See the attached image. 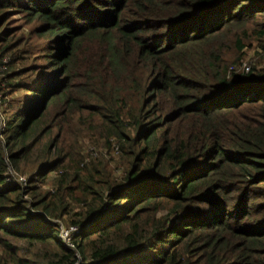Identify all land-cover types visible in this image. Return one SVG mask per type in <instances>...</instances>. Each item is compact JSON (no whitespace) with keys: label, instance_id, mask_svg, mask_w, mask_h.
<instances>
[{"label":"trees","instance_id":"obj_1","mask_svg":"<svg viewBox=\"0 0 264 264\" xmlns=\"http://www.w3.org/2000/svg\"><path fill=\"white\" fill-rule=\"evenodd\" d=\"M9 8L42 24L54 56L52 80L11 85L25 102L0 138V264H264V69L229 70L245 38L264 48V0ZM42 138L26 183L8 180ZM94 144L117 155L114 174ZM72 204L75 248L54 222Z\"/></svg>","mask_w":264,"mask_h":264},{"label":"rangeland","instance_id":"obj_2","mask_svg":"<svg viewBox=\"0 0 264 264\" xmlns=\"http://www.w3.org/2000/svg\"><path fill=\"white\" fill-rule=\"evenodd\" d=\"M40 25L42 24H39L36 19L30 21L25 11L19 12L15 8L0 10V63L2 64L0 66V138L2 142H5L8 136L6 131L9 120L20 112V109L23 107L22 102H25L24 91H15L16 89L11 87V85L22 84L26 86L33 84V82H47V80L53 79V72L48 68V65L51 64L48 58L53 57L54 54L49 53L51 50L49 38L39 36L36 33V28ZM243 44L241 62H234L233 64L230 62L229 70H233L236 74H247L252 68H256V70L264 69V48H261L251 37L245 38ZM233 51H235L233 46H229L228 49L224 50L223 55L226 54L227 60L232 61L234 59L233 55H227ZM236 55L238 56V54ZM223 57L225 58V56ZM247 68H249L248 71H246ZM147 94L148 92H144V98ZM134 104L135 102L132 99L128 101V110L132 111V114L134 111L136 112ZM29 140H31L30 142L33 141L32 145H34L31 155L18 162L16 166L8 164V169L4 175L8 180L17 183L20 178L26 180L30 171H32L30 168L35 167V170L40 162L41 152L46 146L47 138H42L38 144L36 140ZM80 142L82 146L81 156H83L86 162L90 161L94 157L91 154L93 146L91 140L85 137ZM94 146L100 154L98 160L103 159L108 165L107 170L112 171L114 174L118 165L117 155L111 151L107 152L102 148L103 146L95 144ZM19 147L13 148V151H16ZM46 178L45 184L39 189L41 193L52 190V184L55 180L54 176L47 174ZM76 196L80 197V194L77 193ZM70 207L68 214L56 220L54 219V222L58 225L60 237L64 241H68L66 239L70 237L69 230L72 228L71 221L73 214L80 212L78 206L72 204ZM65 232L68 233L66 239L64 237ZM78 264H82L81 257H78ZM192 264H202V262L199 258L196 262L192 261Z\"/></svg>","mask_w":264,"mask_h":264},{"label":"built area","instance_id":"obj_3","mask_svg":"<svg viewBox=\"0 0 264 264\" xmlns=\"http://www.w3.org/2000/svg\"><path fill=\"white\" fill-rule=\"evenodd\" d=\"M248 69L249 68H247L246 69V71H248ZM19 184H24V183H26V180L24 179V178H20L19 179V182H18ZM78 231V229L77 228H74V227H72L70 230H69V235H70V237H71V235L73 234V233H75V232H77ZM65 239H66V237H68V233L67 232H65ZM70 237H68L66 240H68V241H65L71 248H74V246L72 245V244H70L69 243V239H70Z\"/></svg>","mask_w":264,"mask_h":264}]
</instances>
